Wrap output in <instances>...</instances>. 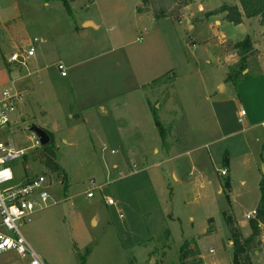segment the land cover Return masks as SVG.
<instances>
[{
    "label": "rangeland",
    "instance_id": "obj_1",
    "mask_svg": "<svg viewBox=\"0 0 264 264\" xmlns=\"http://www.w3.org/2000/svg\"><path fill=\"white\" fill-rule=\"evenodd\" d=\"M65 1L0 0V93L19 96L0 141L34 157L35 124L52 134L61 167L57 178L31 157L11 162L16 179H52L48 205L19 226L26 242L46 264H179L185 240L198 246L199 264H233L227 217L247 235L245 214L264 182V123L247 128L264 121V24L216 15L189 17V27L184 18H154L148 7L137 12L142 0ZM190 1L195 16L238 5ZM85 18L99 29L81 30ZM246 35L256 53L226 79L238 57L233 44ZM239 109L247 113L240 122ZM258 238L251 264H264V226ZM183 253L185 264L195 261ZM26 261L0 254V264Z\"/></svg>",
    "mask_w": 264,
    "mask_h": 264
},
{
    "label": "trees",
    "instance_id": "obj_2",
    "mask_svg": "<svg viewBox=\"0 0 264 264\" xmlns=\"http://www.w3.org/2000/svg\"><path fill=\"white\" fill-rule=\"evenodd\" d=\"M61 1L66 4L65 0ZM190 2V0H142L141 5L143 7H148L154 18L171 17L176 20H180L182 18L181 9L189 5ZM141 9L142 7H139L137 11H141ZM216 15H222V19L233 24H239L243 18H257L260 24H264V0H238V5L235 3L222 2L214 9L193 16L194 19L193 17L192 19L196 21L205 18L207 19ZM191 23H193V21ZM233 48L237 53L238 59L233 65H231L230 69L232 74L228 73L226 75V79L234 78V76L240 75L245 68H248V57L256 53L253 41L249 35H246L242 40L235 42L233 44ZM151 113L160 137L162 139L165 138V130L158 115L156 114V111L151 109ZM46 132L50 136L49 143L44 146L37 147L38 149L31 153L34 154V157L28 155H23L22 157L24 160L29 157L37 160L49 172L55 173L58 178L61 174V167L56 159L52 134L48 130H46ZM222 162L224 165H227V153L223 155ZM143 175H146V173L143 172ZM224 184L228 186L229 182L226 180L224 181ZM259 191L260 196L255 207L256 215L249 219L248 222V235L243 236L240 229L237 227L236 221L229 216L227 217V225L230 235L228 239L232 241L233 264H251L249 254L258 249V246L260 245L258 237L260 235L261 225H264V182L262 181L259 182ZM184 251L189 257H193L195 259V261L191 264L200 263V250L194 241L188 242L185 240L179 247V264H185L184 259L186 258L183 253Z\"/></svg>",
    "mask_w": 264,
    "mask_h": 264
},
{
    "label": "built area",
    "instance_id": "obj_3",
    "mask_svg": "<svg viewBox=\"0 0 264 264\" xmlns=\"http://www.w3.org/2000/svg\"><path fill=\"white\" fill-rule=\"evenodd\" d=\"M37 41L36 38L33 39ZM27 56L34 54V47L28 44L25 49ZM15 54L8 55V62L22 63L17 60ZM60 76H66V68L61 62L57 63ZM19 100L16 93L10 94L6 90L0 93V134L5 133L8 126V114L14 111L15 102ZM241 115L244 111L241 110ZM33 134V133H32ZM35 141L34 148L39 147L36 136H32ZM25 153L22 150H13L12 142L0 141V254L13 251L21 259H27L25 264H46L45 261L26 242L19 230L20 224L29 221L31 216L39 209L48 205V188L52 179L47 173H40L33 176L23 175L15 178L11 162L22 157ZM220 175H225L224 169L219 170ZM16 180V181H15ZM93 196V192L87 191L86 197ZM106 203L111 205L112 198L106 197ZM256 215L252 210L245 214L246 219H251ZM213 250L210 249L209 252Z\"/></svg>",
    "mask_w": 264,
    "mask_h": 264
},
{
    "label": "crops",
    "instance_id": "obj_4",
    "mask_svg": "<svg viewBox=\"0 0 264 264\" xmlns=\"http://www.w3.org/2000/svg\"><path fill=\"white\" fill-rule=\"evenodd\" d=\"M142 5L140 4L139 5V7H141ZM184 9H185V11L183 12V17H182V19L185 17V16H187L188 18L190 17V18H192L193 16H195L191 11V5H187L186 7H184ZM187 9V10H186ZM190 12H189V11ZM137 12H139V11H137ZM187 14H189V15H187ZM180 21V20H179ZM189 24H191V21L189 20ZM99 27H100V24H97V23H95L92 19H90V18H85V19H83L82 21H81V23H80V29L81 30H84V31H86V30H90V29H95V30H97V29H99ZM194 43V42H193ZM26 47V46H25ZM9 55V53H7L6 54V56H8ZM237 59H238V57H237ZM237 59H236V61H237ZM235 61V62H236ZM66 76H67V74H66ZM66 76H62V77H66ZM220 88H222V87H220ZM239 103L237 102V105H238ZM222 108V107H221ZM241 110H243V109H239L238 111H237V117H238V121L240 122L242 119H244V117L245 116H247V113L244 111V114L243 115H241L240 113H241ZM261 110H263L264 111V109L262 108ZM212 111V114H213V117H214V119H215V123H216V126L218 127H220V130H224V128H223V124L218 120V115H219V112L217 111H215V109H214V107H213V109L211 110ZM247 118V117H246ZM238 122V123H239ZM247 122H249V119L247 118ZM251 122L252 123H248V127L247 128H258L259 126H263V123H264V121H259V122H253L252 120H251ZM234 130H236V129H234ZM233 130V131H234ZM262 130L264 131V128H262ZM245 131V129L242 127V128H240L236 133H239V132H244ZM227 165H228V163H227ZM263 168H264V166L263 165H261V171L263 170ZM262 173L264 174V172L262 171ZM226 174H227V171H226ZM225 174V175H226ZM262 227L264 226V225H261ZM261 227V228H262ZM249 234V233H248ZM247 234V235H248ZM246 236V235H245ZM229 241V244H230V240H228Z\"/></svg>",
    "mask_w": 264,
    "mask_h": 264
},
{
    "label": "water",
    "instance_id": "obj_5",
    "mask_svg": "<svg viewBox=\"0 0 264 264\" xmlns=\"http://www.w3.org/2000/svg\"><path fill=\"white\" fill-rule=\"evenodd\" d=\"M139 5H140V4H139ZM184 19L186 20L187 25H188L189 27H191V25L189 24V18H188L187 16H185ZM25 49H26V47H25ZM28 129H29V131H30L31 133H33V134L36 136V138L38 139L39 146H44V145H46V144L49 143V141H50V136H49V134L46 132L45 129H43V128H41V127L35 125V124H31V125L29 126ZM262 171L264 172V168H263ZM97 217H98V216L95 215V216L92 218L91 225H94V224L96 223V221H97ZM231 243H232V242L230 241V244H231Z\"/></svg>",
    "mask_w": 264,
    "mask_h": 264
}]
</instances>
